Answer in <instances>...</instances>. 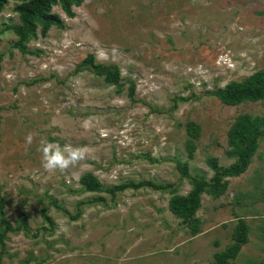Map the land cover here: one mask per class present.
Listing matches in <instances>:
<instances>
[{
	"label": "rangeland",
	"instance_id": "374dc122",
	"mask_svg": "<svg viewBox=\"0 0 264 264\" xmlns=\"http://www.w3.org/2000/svg\"><path fill=\"white\" fill-rule=\"evenodd\" d=\"M13 6L0 14V203L14 228L0 241V264H214L241 220L248 242L233 264H264V139L249 169L226 178L225 195L202 194L198 235L169 209L191 178L212 179L211 158L236 162L228 131L239 115H264V101L232 107L211 94L264 70V0H85L74 18L56 6L65 29L39 31L27 54L8 29L19 24ZM90 54L117 66L122 86L87 68ZM191 122L200 127L192 157ZM42 141L85 156L48 172ZM88 173L108 188L171 187L86 192Z\"/></svg>",
	"mask_w": 264,
	"mask_h": 264
},
{
	"label": "trees",
	"instance_id": "16d2710c",
	"mask_svg": "<svg viewBox=\"0 0 264 264\" xmlns=\"http://www.w3.org/2000/svg\"><path fill=\"white\" fill-rule=\"evenodd\" d=\"M85 0H0V14H2L10 3H13V12L18 15L19 24L11 25L9 30L18 37L14 47L21 53H30L27 46L31 41L38 38V32L41 36H48L53 27L65 29L66 24L63 18L54 12V7L60 6L69 18L75 17L74 8L81 7ZM2 34L3 32L0 31ZM37 55L41 51L32 52ZM94 74L103 77L105 82L113 85L122 86L120 82V69L117 66H106L98 64L95 58L90 54L84 61ZM134 89V88H133ZM213 96L219 99L227 106H239L246 102L264 101V70L257 71L241 81H231L224 88H219L211 92ZM133 98V93H130ZM190 138L187 140V149L190 157L196 150L194 140L200 136V127L193 122L187 125ZM264 139V115L252 116L251 114L239 115L230 130L228 131V144L230 150L228 154L236 158V162L226 168L218 164V160L211 158L208 161L210 168L215 172L210 181L204 178L193 177L189 174L188 163L178 161L177 166L183 177H190L192 189L186 195H175L170 199L169 209L172 214L187 224L192 236L201 232V223L196 216L202 205V194L205 192L213 198L218 199L225 195L228 190L229 182L226 178L238 177L244 174L250 167L253 157L257 154L261 141ZM83 189L86 192H105L115 196L118 192H124L129 188H140L150 186L154 189L167 190L171 185L157 184L153 181H141L139 184L133 182L123 183L113 187H104L100 180L91 173L84 174L80 179ZM103 201V198H101ZM56 203V202H55ZM4 203H0V226L6 229L0 236L3 238L8 231L14 228L6 219L4 212ZM45 220L54 227L53 219L47 215V209L42 212ZM248 225L241 220L234 229L233 241L227 249L217 252L214 255V264H233L241 252L242 247L248 242Z\"/></svg>",
	"mask_w": 264,
	"mask_h": 264
},
{
	"label": "clouds",
	"instance_id": "9594fccd",
	"mask_svg": "<svg viewBox=\"0 0 264 264\" xmlns=\"http://www.w3.org/2000/svg\"><path fill=\"white\" fill-rule=\"evenodd\" d=\"M33 136L29 133L26 137V142L31 144ZM42 166L48 172H53L56 169L64 171L71 166L78 164L85 156L83 148L72 147L65 145L61 148L54 143L41 142Z\"/></svg>",
	"mask_w": 264,
	"mask_h": 264
}]
</instances>
